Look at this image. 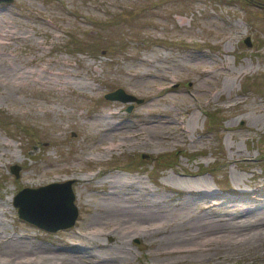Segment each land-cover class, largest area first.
<instances>
[{
	"label": "rangeland",
	"instance_id": "obj_1",
	"mask_svg": "<svg viewBox=\"0 0 264 264\" xmlns=\"http://www.w3.org/2000/svg\"><path fill=\"white\" fill-rule=\"evenodd\" d=\"M236 1L0 2V264H264V11ZM68 179V229L17 217Z\"/></svg>",
	"mask_w": 264,
	"mask_h": 264
},
{
	"label": "water",
	"instance_id": "obj_2",
	"mask_svg": "<svg viewBox=\"0 0 264 264\" xmlns=\"http://www.w3.org/2000/svg\"><path fill=\"white\" fill-rule=\"evenodd\" d=\"M10 1L0 0V2ZM243 41L245 42L246 39ZM104 98L119 102L140 103L142 101L132 94L125 93L122 88L105 93ZM130 108H132L131 105H128L126 110L129 111ZM9 169L13 175L17 176V166H10ZM72 182L74 181L68 179L64 182L45 183L36 188L20 189L12 197V206L16 209L17 217L47 233L68 229L77 216V209L73 203Z\"/></svg>",
	"mask_w": 264,
	"mask_h": 264
},
{
	"label": "bare ground",
	"instance_id": "obj_3",
	"mask_svg": "<svg viewBox=\"0 0 264 264\" xmlns=\"http://www.w3.org/2000/svg\"><path fill=\"white\" fill-rule=\"evenodd\" d=\"M3 32H4V31H3ZM9 33H10V32H9ZM0 34H1V33H0ZM5 35H6V34H5ZM8 37H9V36H8ZM37 80H38V79H37ZM35 81H36V80H35ZM129 138H130V137H129ZM125 140H126V139H125ZM120 146H121L120 144H114V143H112V144H110L108 147H106V148H104V149H106L105 151H106L107 153H109L111 150L116 149V147H120ZM111 152H112V151H111ZM107 153H106V154H107ZM100 156H101V155H100ZM85 180H86V179H85ZM137 181H138V180H137ZM141 185H142V184H141ZM202 188H203V187H202ZM123 189H124V188H123ZM116 191H117V190H116ZM112 202H113V201H112ZM158 202H159V201H158ZM109 203H110V201H109ZM148 203H150V202H148ZM153 203H154V202H153ZM170 203H171V202H170ZM146 204H147V203H146ZM138 205H139V204H138ZM152 205H153V204H152ZM160 205H161V204H160ZM163 205H165V204H163ZM117 207H118V206H117ZM126 207H127V206H126ZM147 207H148V206H147ZM113 208H114V207H113ZM123 208H124V207H123ZM124 209H125V208H124ZM142 209H143V208H142ZM159 209H160V208H159ZM168 209H169V208H168ZM170 209H171V208H170ZM170 209H169V210H170ZM116 210H117V209H116ZM118 210H119V209H118ZM126 210H129V209L126 208ZM114 211H115V210H114ZM121 211H122V210H121ZM132 212H133V211H132ZM132 212H131V213H132ZM137 212H138V211H137ZM262 212H263V211H262ZM110 213H111V212H110ZM113 213H115V212H113ZM118 213H119V211H118ZM128 213H129V212H128ZM157 213L159 214L158 209L155 208L154 210H150V208H149V210H145V211H144V209H143L142 212L137 213V214L140 215V216L143 215V217H144V215H150V214H153V215H154V214H157ZM160 213H161V212H160ZM163 213H164V211H163ZM121 214H122V213H121ZM129 214H130V213H129ZM137 214H136V215H137ZM170 214H171V213H170ZM248 214H249V213H248ZM111 215H112V214H111ZM138 215H137V217H138ZM167 215H168V214H167ZM225 215H226V214H225ZM113 216H115V215L113 214ZM130 216H131V215H130ZM246 216H247V215H246ZM125 217H127V215H126ZM146 217H147V216H146ZM146 217H145V218H146ZM149 217H150V216H149ZM149 217H148V219H149ZM152 217H154V216H152ZM163 217H165V216H163ZM200 217H201V216H200ZM222 217H224V216H222ZM115 218H116V217H115ZM117 218H118V217H117ZM120 218H121V217H120ZM134 218H135V217H134ZM145 218H144V219H145ZM204 218H205V217H204ZM208 218H209V217H208ZM242 218H244V217L242 216ZM122 219H123V218H122ZM125 219H126V218H125ZM167 219H169V217H168ZM244 219H245V218H244ZM117 220H119V219H117ZM123 220H124V219H123ZM123 220H122V221H123ZM130 220H132V219H130ZM130 220H128L129 223H130ZM139 220H140V218H139ZM141 220H142V219H141ZM153 220H154V219H153ZM160 220H162V219H160ZM164 220H165V219H164ZM136 221H137V219H136ZM136 221H135V222H136ZM146 221H147V220H146ZM149 221H150V220H149ZM156 221H157V219H156ZM156 221H155V222H156ZM198 221H199V220H198ZM198 221H197V222H198ZM200 221H201V220H200ZM200 221H199V222H200ZM203 221H204V219H203ZM119 222H120V221H119ZM131 222H134V221H131ZM139 222L141 223V221H139ZM151 222H152V221H151ZM153 222H154V221H153ZM157 222H158V221H157ZM160 222H161V221H160ZM194 222H196V221H194ZM194 222H193V223H194ZM201 222H202V221H201ZM204 222H205V221H204ZM209 222H210V221H209ZM213 222H214V221H213ZM242 222H244V221H242ZM242 222H241V223H242ZM123 223H124V222H123ZM125 223H126V222H125ZM129 223H128V224H129ZM140 223H139V224H140ZM226 223H227V222H226ZM226 223H225V224H226ZM128 224H127V225H128ZM131 224H132V223H131ZM142 224H143V223H142ZM152 224H153V223H152ZM194 224H195V223H194ZM210 224H211V223H210ZM242 224H243V223H242ZM116 225H117V223H116ZM140 225H141V224H140ZM146 225H147V224H146ZM154 225H156V224H154ZM154 225H153V226H154ZM205 225H207V224H205ZM221 225H222V224H221ZM234 225H235V224H234ZM234 225L232 224L233 227H234ZM119 226H120V224H119ZM217 226H218V225H217ZM223 226H224V223H223ZM223 226H222V227H223ZM229 226H231V224H230ZM237 226H238V225H237ZM240 226H241V225H240ZM114 227H115V226H114ZM116 227H117V226H116ZM120 227L122 228L123 226H120ZM124 227H125V225H124ZM129 227H130V226H129ZM132 227H133V226H132ZM198 227H199V226H198ZM224 227H225V226H224ZM133 228H134V227H133ZM136 228H137V227H136ZM140 228H141V227H140ZM153 228H154V227H153ZM155 228H156V227H155ZM211 228H214V227H211ZM215 228H216V226H215ZM220 228H221V227H220ZM118 229H119V228H117L116 231H117ZM122 229H123V228H122ZM134 229H135V228H134ZM159 229H160V227H159ZM202 229H203V228H202ZM204 229H206V228H204ZM222 229H223V228H222ZM226 229H227V228H226ZM231 229H232V228H231ZM235 229H236V227H235ZM135 230H136V229H135ZM152 230H153V229H152ZM155 230H156V229H155ZM160 230H161V229H160ZM217 230H219V229H217ZM100 231H102V230H99L98 232H100ZM120 231H121V230H120ZM128 231H130V230H128ZM137 231H138V230H137ZM139 231H140V230H139ZM148 231H151V230H148ZM220 231H221V230H220ZM228 231H229V230H228ZM111 232H113V231L111 230ZM111 232H110V233H111ZM142 232H143V231H142ZM151 232H152V231H151ZM154 232H155V231H154ZM233 232H234V231H233ZM92 233H93V232H92ZM100 233H101V232H100ZM100 233H99V234H100ZM115 233H116V232H115ZM119 233H120V232H119ZM217 233H218V232H217ZM227 233H228V232H227ZM96 234H98V233H96ZM106 234H107V233H106ZM113 234H114V233H113ZM123 234H125V233H123ZM128 234H129V233H128ZM200 234H201V232H200ZM251 234H253V233H251ZM89 235H90V234H89ZM93 235H95V234L93 233ZM135 235H137V234H135ZM197 235H198V234H197ZM205 235H206V234H205ZM210 235H211V234H210ZM228 235H229V234L223 233V235H221V236L224 237V236H228ZM241 235H242V234H241ZM97 236H98V235H97ZM125 236H126V235H125ZM129 236H130V235H129ZM192 236H193V235H192ZM216 236H217V235H216ZM221 236H220V237H221ZM242 236H243V235H242ZM249 236H250V233H249ZM252 236H253V235H252ZM95 237H96V236H95ZM210 237H211V236H210ZM230 237H231V235H230ZM201 238H202V237H201ZM211 238H212V237H211ZM211 238H210V239H211ZM213 238H214V237H213ZM221 238H222V237H221ZM221 238H220V239H221ZM224 238H226V237H224ZM227 238H228V237H227ZM241 238H242V237H241ZM243 238H244V237H243ZM247 238H248V237H247ZM90 239H91V238H90ZM98 239H99V237H98ZM126 239H127V238H126ZM206 239H207V237H206ZM206 239H205V240H206ZM215 239H217V238H215ZM229 239H230V238H229ZM211 240H212V239H211ZM235 240H236V239H235ZM190 241H191V240H190ZM231 241H232V240H231ZM195 242H196V241H195ZM195 242H194V243H195ZM206 242H207V241H206ZM165 243H166V242H165ZM195 245H196V244H195ZM22 246H23V245H22ZM206 246H207V245H206ZM23 247H24V246H23ZM30 248H31V247H30ZM33 248H34V247H33ZM41 248H43V247H41ZM189 248H191V247H189ZM199 248H200V247H199ZM32 250H33V249H32ZM190 250H192V249H190ZM167 252H168V251H167ZM180 253H181V252H180ZM49 255H50V254H49ZM49 255H48V256H49ZM43 256H44V254H43ZM29 257H30V256H29ZM39 258H40V256H39ZM45 260H46V259H45ZM49 260H50V259H49ZM43 261H44V260H43ZM59 261H60V260H59ZM64 262H65V261H64ZM71 263H74V261L71 262Z\"/></svg>",
	"mask_w": 264,
	"mask_h": 264
},
{
	"label": "trees",
	"instance_id": "obj_4",
	"mask_svg": "<svg viewBox=\"0 0 264 264\" xmlns=\"http://www.w3.org/2000/svg\"><path fill=\"white\" fill-rule=\"evenodd\" d=\"M236 2L238 3L239 7H243L246 4H251L253 6H257L258 8H260L264 11V0H237ZM246 85H247L246 82H244V83L241 82V89L242 90L245 89ZM205 115H206V119H208L207 120L208 127H210L212 124H214L212 122L213 117H212V115H209L208 113H205Z\"/></svg>",
	"mask_w": 264,
	"mask_h": 264
}]
</instances>
